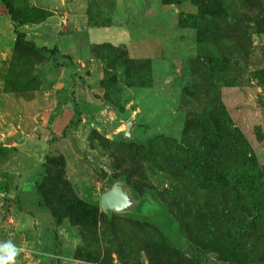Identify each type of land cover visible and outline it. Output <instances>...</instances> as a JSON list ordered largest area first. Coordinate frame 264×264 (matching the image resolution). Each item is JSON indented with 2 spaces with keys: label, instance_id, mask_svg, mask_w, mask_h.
I'll return each mask as SVG.
<instances>
[{
  "label": "rangeland",
  "instance_id": "374dc122",
  "mask_svg": "<svg viewBox=\"0 0 264 264\" xmlns=\"http://www.w3.org/2000/svg\"><path fill=\"white\" fill-rule=\"evenodd\" d=\"M7 1L0 243L17 264H264V0ZM115 184L132 204L106 211Z\"/></svg>",
  "mask_w": 264,
  "mask_h": 264
},
{
  "label": "water",
  "instance_id": "95a60500",
  "mask_svg": "<svg viewBox=\"0 0 264 264\" xmlns=\"http://www.w3.org/2000/svg\"><path fill=\"white\" fill-rule=\"evenodd\" d=\"M131 204V196L125 192L121 184H115L101 197V205L106 211L126 210Z\"/></svg>",
  "mask_w": 264,
  "mask_h": 264
},
{
  "label": "crops",
  "instance_id": "0c3cea01",
  "mask_svg": "<svg viewBox=\"0 0 264 264\" xmlns=\"http://www.w3.org/2000/svg\"><path fill=\"white\" fill-rule=\"evenodd\" d=\"M8 22H9V24L13 25L12 21L10 19L8 20ZM20 27H21L20 31H24L25 33H27L26 35H28V37H29V35H32L31 38H29V39L34 41L35 43H37V42L39 43L42 41H47L49 39H52L51 37L47 36V34H45L43 32L42 24L28 25V23H27V24L21 25ZM70 33H71V31H69V30H60V31H57L56 33H53V34H55L59 38L60 37L62 38V35L65 36L66 34H70Z\"/></svg>",
  "mask_w": 264,
  "mask_h": 264
},
{
  "label": "clouds",
  "instance_id": "9594fccd",
  "mask_svg": "<svg viewBox=\"0 0 264 264\" xmlns=\"http://www.w3.org/2000/svg\"><path fill=\"white\" fill-rule=\"evenodd\" d=\"M21 251L22 249L11 241L0 243V264H17V257Z\"/></svg>",
  "mask_w": 264,
  "mask_h": 264
},
{
  "label": "trees",
  "instance_id": "16d2710c",
  "mask_svg": "<svg viewBox=\"0 0 264 264\" xmlns=\"http://www.w3.org/2000/svg\"><path fill=\"white\" fill-rule=\"evenodd\" d=\"M0 4H4L7 7L10 15H12V9H11V6H10V4H9V2L7 0H1ZM11 20L15 24L14 27H15V33H16L17 39H18L17 41H25L26 44H29V45H32L33 47H37L38 48V46H36V43L34 41L28 40L26 38V33L24 31H20V30L17 29V27H19V26H21L23 24H27V22H20L19 20L15 19L12 16H11ZM38 49L47 50L48 48L46 46H42V47H40Z\"/></svg>",
  "mask_w": 264,
  "mask_h": 264
}]
</instances>
